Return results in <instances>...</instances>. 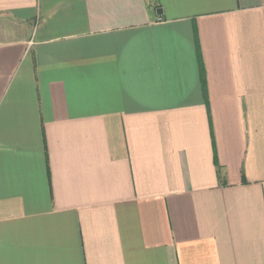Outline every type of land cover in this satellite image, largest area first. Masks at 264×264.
Masks as SVG:
<instances>
[{"label":"crops","instance_id":"obj_1","mask_svg":"<svg viewBox=\"0 0 264 264\" xmlns=\"http://www.w3.org/2000/svg\"><path fill=\"white\" fill-rule=\"evenodd\" d=\"M0 264H264V0H0Z\"/></svg>","mask_w":264,"mask_h":264},{"label":"water","instance_id":"obj_2","mask_svg":"<svg viewBox=\"0 0 264 264\" xmlns=\"http://www.w3.org/2000/svg\"><path fill=\"white\" fill-rule=\"evenodd\" d=\"M158 13H160V11Z\"/></svg>","mask_w":264,"mask_h":264}]
</instances>
